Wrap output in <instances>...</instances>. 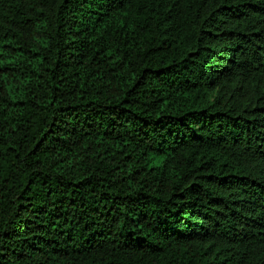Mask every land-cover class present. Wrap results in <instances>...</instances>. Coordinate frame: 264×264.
Segmentation results:
<instances>
[{"label": "trees", "instance_id": "1", "mask_svg": "<svg viewBox=\"0 0 264 264\" xmlns=\"http://www.w3.org/2000/svg\"><path fill=\"white\" fill-rule=\"evenodd\" d=\"M0 264H264V0H0Z\"/></svg>", "mask_w": 264, "mask_h": 264}]
</instances>
